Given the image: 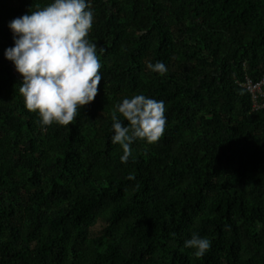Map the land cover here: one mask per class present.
<instances>
[{
  "label": "trees",
  "instance_id": "16d2710c",
  "mask_svg": "<svg viewBox=\"0 0 264 264\" xmlns=\"http://www.w3.org/2000/svg\"><path fill=\"white\" fill-rule=\"evenodd\" d=\"M263 74L264 0H0V264H264Z\"/></svg>",
  "mask_w": 264,
  "mask_h": 264
},
{
  "label": "built area",
  "instance_id": "2783aa9c",
  "mask_svg": "<svg viewBox=\"0 0 264 264\" xmlns=\"http://www.w3.org/2000/svg\"><path fill=\"white\" fill-rule=\"evenodd\" d=\"M17 41L23 58L31 65L36 75L32 77L28 70L18 69L19 61L12 65V72L34 90L38 102L46 114L47 123H50L59 112L47 108L46 101L59 89L57 84L58 66L69 50L61 40L56 38L55 29L43 32L41 43L32 47H26L19 37H17ZM239 84L249 91L252 108L254 110L264 109V74L258 79L247 76Z\"/></svg>",
  "mask_w": 264,
  "mask_h": 264
}]
</instances>
